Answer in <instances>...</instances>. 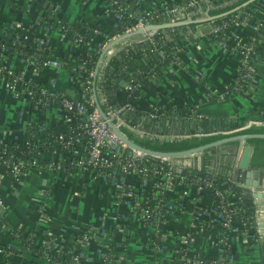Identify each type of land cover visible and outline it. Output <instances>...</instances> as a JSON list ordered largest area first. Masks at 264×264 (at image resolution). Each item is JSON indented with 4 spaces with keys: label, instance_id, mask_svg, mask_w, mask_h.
Segmentation results:
<instances>
[{
    "label": "crops",
    "instance_id": "1",
    "mask_svg": "<svg viewBox=\"0 0 264 264\" xmlns=\"http://www.w3.org/2000/svg\"><path fill=\"white\" fill-rule=\"evenodd\" d=\"M143 2L145 7L152 3L172 6L182 0ZM106 7V0H0V39L9 41L13 37L10 26L34 25L50 11L62 20L78 19L98 23L103 32L109 35L123 33L117 30L116 20L106 12ZM245 10V15L251 19L231 25L236 40H230V49L211 36V22L199 25L198 31L194 22L151 28L142 34L119 39L105 51L100 49V71L111 54L114 59L108 64L120 68V86H126L131 79L139 82L134 108L140 114L133 119L135 127L172 135L192 130L199 133H227L253 123H262L264 29L256 44L252 86L241 91L231 89L225 92L226 85L234 79L241 62L239 43L251 37L252 19L264 18V7L258 1L246 5ZM194 13L180 7L177 14L169 13L161 22L198 18ZM176 15L177 20H172L176 19ZM171 28H177L182 36L173 39L169 32ZM159 30L165 32L168 42L164 40L157 46L154 37ZM35 33L45 37L59 56L69 54L71 45L68 35L59 29L46 31L38 27ZM101 40V35L95 36L94 44ZM94 44L92 50L96 49ZM172 45L176 55L173 52L170 62L164 64L157 75L142 82L138 80V74L146 68H153V62L159 57H167L163 55L171 52L167 49ZM131 51L135 53L134 57L128 55ZM8 57L13 69L25 67L16 54L11 53ZM125 57L128 58L126 63L123 62ZM36 80L74 98L81 96L79 87L71 82L69 71L64 67L45 65ZM122 80L125 81L124 85L121 84ZM114 93L124 98L121 90ZM93 94L97 97L96 93ZM99 96L102 100L101 93ZM153 108L160 110L157 118L151 113ZM164 109L168 111L163 117L161 113ZM72 123L65 119L58 102H51L48 106L37 104L35 96L25 86L19 84L9 88L7 79L0 76V136L5 141L20 144L35 141L43 144L48 130L51 133L67 131ZM236 145L237 141L234 144L221 143L206 154L203 150L175 156L170 161L182 165L187 161L189 165L186 168L190 170L229 176L235 186V191L227 194L229 202L254 209L256 198L252 192L255 188L238 185L232 175L226 172L230 168L227 162L234 158L229 148L234 150ZM62 158L61 154H51L46 150L39 156L36 165L29 166L18 177L0 166V213L19 226L23 235L31 239L34 248H39L50 234H56L60 238L59 242L66 247L81 251L86 264L96 262L102 251H108L114 257L115 264H183L177 250L185 244L184 237L191 232L188 238L193 250L200 254H215L214 232L192 227V213L208 209L212 204L207 191L197 192L192 185L185 193L179 192L176 186L167 189L163 195H168L166 200L170 201L171 206L162 224L163 238L156 237L159 243L162 242L161 247L156 248L151 236L148 237L141 213L119 197L114 185L77 166L68 167L66 171ZM64 162L67 163V160ZM256 179L264 189L263 172ZM124 181L143 194H149L154 189L152 181L141 185L140 175L134 172L126 174ZM254 217L256 222L237 220L232 225L227 264H264V237L257 224L256 214ZM7 243L8 238L0 226V264L5 256L2 247ZM34 248L27 250V253H14L6 264H49L48 259L35 252Z\"/></svg>",
    "mask_w": 264,
    "mask_h": 264
},
{
    "label": "built area",
    "instance_id": "2",
    "mask_svg": "<svg viewBox=\"0 0 264 264\" xmlns=\"http://www.w3.org/2000/svg\"><path fill=\"white\" fill-rule=\"evenodd\" d=\"M217 1L218 0H182L181 3L176 5H165L161 11L154 8L158 4L152 3L151 6L146 7L152 9L151 13L147 16L139 15L138 11L134 10L135 8L133 4H129L133 6V10L129 11L128 15L135 18V23L131 26H125L124 24L123 30L121 31L124 33L137 27L143 28L146 24L150 23L149 20L155 17H161L163 19L165 15L168 16L169 13L175 15L180 7L187 8L192 13L195 12V16L197 14L196 17H200L199 14L208 15V9L213 7ZM262 1L264 2V0ZM106 2V12L113 15L117 25L119 23L121 25V13L125 12L122 1L106 0ZM136 3L140 5V3H143V0H137ZM201 3H205V6H202ZM245 7L246 6L233 13L228 20H225L220 24H212L211 36L227 49H230V40H236V37H234L235 35L231 32V25L235 22H245L246 20L251 19L245 15L244 12H247ZM45 17L46 16H43V18ZM172 20H177V15L176 19L172 18ZM24 26L26 25L16 24L10 26L11 30L14 32L13 37L9 39L11 44L23 45V40L28 38V34L23 33L21 38V36H19V30L24 28ZM38 27H41L46 31L55 29L54 27H50L46 24H41ZM252 29L253 32L251 37L247 41L239 43L241 46L239 47L241 51V62L237 67V73L234 79L226 85L225 92H228L231 89L241 91L252 86L254 81L252 69L256 56V44L261 37V30L264 29V19H252ZM60 31L68 35L71 30L67 29L66 31ZM92 31L94 36L90 40H84L81 36H79L76 38V42H70L71 50L69 51V54L74 55L79 53L88 57L90 52L104 49L107 42L119 35L117 33L109 35L104 33L103 29L99 27L93 28ZM97 35H101L102 40L94 44V38ZM36 37L40 42L48 43L45 37L39 36L38 34ZM93 44L94 46L96 45L95 50L91 49ZM2 48L4 49L2 53L0 52V76L7 79L8 87L15 88L19 84L25 86L29 90L30 94L35 96L37 104L40 105L48 106L51 102H58L65 119L67 121H73L67 131L53 133L49 130L47 131V136L43 142L46 146L44 151L47 150L51 154H61L63 157L62 164L64 163V166L66 165V162L64 161L67 160L68 167H80V169L90 171L94 175H97L107 181V183L114 185L113 187L117 190L119 197L141 213L145 227L148 231V237L151 236L153 239H151V241H153V245L156 248H160L162 242H160V244L159 241L156 240V237L161 240L163 238L161 228L165 216L169 212L171 206L170 201L163 199L162 196L167 189L175 186L177 187L174 180L179 176L183 169L189 165V163L185 161V164L183 165L172 164L171 161L165 157L147 154L140 156L136 155L134 150L128 149L125 143L112 131L110 126L107 124V120L100 116L97 106L93 105L95 102L93 93L95 92L90 86L92 83L90 77L96 74V70L90 69L84 72L83 64L75 65L72 62L64 64L62 59L55 57H50L46 63L41 64V61L37 58V56L31 54L25 56V52L20 49L19 52L16 49L12 53L19 57V59L25 64V67L20 70H15L11 65L9 57L5 53V47L2 46ZM80 48L84 49L82 50ZM36 49H40V47L38 46ZM166 56L171 59L173 58L171 54H167ZM111 58V54L107 56V61L104 62V66L108 65V62L112 61ZM45 65H52L57 68H66L69 71L71 82L75 83V81H78L79 84H75L79 87L81 96L78 98H68L64 96L63 93L47 85L38 83L36 77ZM73 71L75 74H73ZM99 77L100 79H107L106 76L103 75V71L100 72ZM125 85L126 86L124 87L126 89L133 92L138 89L139 82L136 81V79H131L130 83ZM100 93L102 100H105L106 93L102 90ZM88 105L91 106V109L87 108ZM133 108L134 104L130 100H126L125 103L117 107L108 106L105 113L107 119L115 120L117 127L120 125H126L137 132L158 135L160 137H171L175 135H170L166 132L159 133L151 130L144 131L135 127L133 124H130L129 119L124 117L123 114L125 109ZM159 112L160 110L158 108H153L151 111L153 117L156 118L160 116ZM83 137L88 139V143L86 145L79 143V140ZM6 143L8 142L0 136V166L16 177L21 175L24 169H27L29 166L36 165L39 156L44 152L37 151L36 156H31L28 153H21L17 155L13 152H5L4 146ZM80 147H84V149H86L85 155L83 156L79 155ZM131 172L140 175L141 185H144L147 181L153 182L154 189L151 193L143 194L140 190H136L125 183L124 176ZM117 173H120L121 175L117 176ZM207 176L208 175L206 174L204 175L203 173H199L197 177H194L192 186L197 192L201 191V189H205L207 191L208 188L212 187L214 193L213 195L209 194L212 198V202L216 205L212 203L208 209L193 212L192 227L198 229L206 228L214 232L216 252L215 254H211L214 257L207 258L203 254H199L193 250L189 244L188 237L191 234L190 232L187 234V237H184L185 244L180 246L177 250V253L182 257L183 264H227L230 254L229 233L232 225L237 221L234 220L233 217L238 211L243 212L245 208L243 205H233L230 203L227 198V194L224 191L225 185L223 183H213ZM187 188L188 186L181 184V193H185ZM1 206L2 200L0 197V208ZM241 220L242 219H240V221ZM223 229H227L226 232H223ZM59 240V237L45 238L43 240L42 245H45L48 248L45 253V257L48 259L49 264H62L58 260L65 261L64 264H86L81 251L76 248H68L63 243L59 242ZM186 246L188 247V251L185 248ZM106 252L108 253V251H102L99 253L100 255L96 263H104L106 258L105 256L103 257L102 254L106 255ZM59 253L62 254L61 257L63 258L56 256ZM108 259L110 260L109 257ZM112 264H115V262Z\"/></svg>",
    "mask_w": 264,
    "mask_h": 264
},
{
    "label": "trees",
    "instance_id": "3",
    "mask_svg": "<svg viewBox=\"0 0 264 264\" xmlns=\"http://www.w3.org/2000/svg\"><path fill=\"white\" fill-rule=\"evenodd\" d=\"M122 1V4L125 8V12H122V18L120 20V23L117 25V30L121 31L123 30V26L125 24V26H131L135 23V18L132 16H129L128 12V7L129 4H133L135 10L138 11V14L141 16H147L149 15V13H151L152 9L150 8H146L143 3H140V5H138L136 3L137 0H120ZM244 1L246 0H218L215 5L213 7H210L208 9V14L210 15H215L217 17H215L213 20H211L210 22L215 25V24H220L225 20H228L229 17L237 12L238 10L244 8V6H240ZM257 0H253L251 3L255 2ZM249 3V4H251ZM248 4V5H249ZM202 6H205V3H201ZM165 4L164 3H160L157 6H155L154 8H157L159 11L163 10ZM165 17H167V15H165ZM150 23H159L162 21L161 17H155L151 20H149ZM41 24H46L50 27H54V28H59L62 31H66L67 29H70V33L68 34V38L69 41L74 43L76 42V38L81 36L82 39L84 40H90L91 38H93L94 33L92 31L93 28H102L101 25H99L98 23H95L93 21H82V20H72V21H67V20H60L58 19L54 13L52 11L48 12L46 14V17L43 18L41 17L39 19V21L34 24V25H26L24 26V28L19 30V33L22 38V34L23 33H27L28 34V38L23 40V45H18V44H11L9 41L7 40H1L0 39V52H3L2 46L5 47V53L8 56L9 54H11L14 50L17 49V51L19 52V49L24 51V55H35L37 56V58L41 61V64L46 63V61L50 58V57H55L58 59H62L64 64L67 63H74L75 65L78 64H83L84 65V69L83 71L86 72L87 70H96V74L94 76H91L90 79L92 80V83L90 84L91 88H93V91L97 94V102L99 104V106L101 107V109L106 112L108 109V106L111 107H117L123 103L126 102V100H130L133 104L134 101L137 99V96L139 94L138 90H135L133 92L129 91L128 89H126L124 86H120V78L122 76V73L120 71L119 67H111L110 64L104 66L101 71H103V75L106 76L107 79H100V77H98L97 75H99L100 71V67H98V59L100 56V50L99 51H93L90 52L88 57L84 56L83 54H68V55H64V56H59L54 47L48 45V43H42L40 42L37 37H36V29L38 28V26H40ZM193 25V24H191ZM169 32L171 34V37H173V39H178L179 37L182 36V34L179 33V30L177 28H171L169 29ZM32 37V38H31ZM155 43L157 46L161 45L162 42L165 40L167 41L166 37H165V32H162L161 30H159V32L155 35ZM168 39H170V37H168ZM164 41V42H165ZM168 42V41H167ZM180 46H182L181 44H179ZM40 47V49H36V47ZM162 48V47H161ZM175 48L173 47V45L170 47V49H167V51H171L170 53L167 54H171L172 56L174 55ZM175 53V52H174ZM166 54V55H167ZM128 55L133 56L135 55V53H133V51H131ZM165 55V56H166ZM176 55V53H175ZM114 59V57H112ZM111 58V60H112ZM116 60V58H115ZM128 60V58L126 59V57L124 58V63H126ZM169 60H171L170 57H159L158 60L154 61L153 63L155 64V66H153V68H146L143 70L142 73L138 74V80H140L141 82L151 76H155L159 73L160 68L166 64L167 62H170ZM117 61V60H116ZM118 62V61H117ZM121 63V62H119ZM72 74V72H71ZM73 74H75V72L73 71ZM76 84H79L78 81H75ZM103 91L106 93V99L105 100H101L99 93L100 91ZM118 90H121L124 93V98H120L118 94L114 93ZM64 96L68 97V98H72L71 95L65 93L63 94ZM94 106H97V103L94 102L93 103ZM88 109H91V106L88 105L87 107ZM168 110L164 109V111H162V116L164 117ZM140 114V112L133 108V109H125L124 110V114L123 116L126 117L127 119H129V123L130 124H135V121L133 120L135 118V116H138ZM262 123L260 124H251L248 127H244L235 131H231V132H227V133H222V132H216V133H209L206 131L203 132H195L194 130L186 133L185 135H179L176 134L178 132L175 133L174 136H171L169 138H165V137H160L158 135H151V134H146V133H140L135 131L134 129L129 128L126 125H120L119 128L130 138L132 139L134 142H136L137 144L147 147V148H151L154 150H160V151H177V150H184V149H188V148H192V147H196L202 144H206L212 141H215L217 139L223 138V137H227V136H231V135H235V134H240V133H261L264 132V116H262ZM113 122H115V120H112ZM159 133H163V132H159ZM247 142L252 146V153H251V157H250V166L252 168H259V169H264V137H251L247 139ZM79 143H83V144H87L88 143V139L83 137L81 138V140H79ZM228 143H236V141H230ZM45 145L44 144H38L35 141H30L27 144H19V143H13V142H8L6 143V145L4 146V150L5 152H13L17 155L21 154V153H28L31 156H36L37 151H41L43 152L45 150ZM210 149V148H206L204 149V154H206ZM86 149H84V147H80L79 150V155L83 156L85 155ZM107 155V154H105ZM151 158V157H148ZM70 161V160H69ZM66 165V171H68V161L67 163H65ZM25 171V169L23 170ZM193 172V173H192ZM203 173L204 175H208V179L210 181H212L213 183H223L225 185L224 187V191L226 194H228L229 191H235V186L231 181V178L229 176H222V175H218V174H211L208 172H204V171H200V170H190V168H186L185 171L181 172L179 174V176L174 180L175 184H177V187L179 189L180 192V187L181 184L185 185V186H190L193 184L194 182V177H197L199 173ZM120 173H117V176H120ZM206 191L205 189H201V191L198 192H204ZM208 193L212 194L214 193L213 188H208L207 190ZM163 199H167L168 195H163L162 196ZM214 203V202H212ZM214 205H216L214 203ZM239 205H243V204H239ZM244 211L240 212L238 211L233 219L234 220H252L253 219V215H254V209L247 207L246 205H243ZM202 209V208H201ZM0 226L2 228V232L6 235V237L8 238V243L7 245L3 246L2 248L4 249L5 252V256L4 259L2 261L1 264H6L11 256L14 253H27V250H30L33 247V244L31 242V239H29L27 236L23 235V233L21 232V230L19 229V226H17V224H12L4 215V213H0ZM227 229H223V232H226ZM53 237H57L56 234L54 235H49L46 238H53ZM186 250L188 251V247H185ZM48 250V248L45 245H41L39 248H34V251L37 252L38 254H43V256H45L46 251ZM8 251V253H7ZM107 253V252H106ZM197 253H199L197 251ZM200 254V253H199ZM205 257L207 258H212L214 257L211 254H203ZM59 258H63L61 257L62 254L59 253L58 255H56ZM102 256L106 258V260L104 261L103 264H109V263H114V257L110 255V253L108 252L106 255L102 254ZM108 257L110 258V260L108 259ZM59 262H61L62 264H64L65 261L62 260H58ZM92 264H99L96 262H93Z\"/></svg>",
    "mask_w": 264,
    "mask_h": 264
},
{
    "label": "water",
    "instance_id": "4",
    "mask_svg": "<svg viewBox=\"0 0 264 264\" xmlns=\"http://www.w3.org/2000/svg\"><path fill=\"white\" fill-rule=\"evenodd\" d=\"M253 0H246L244 1L240 6H246L249 3H251ZM128 10L132 11L133 6L129 5ZM215 15H206L203 17H198L192 20H177V21H166V22H159V23H148L143 28L137 27L135 29L126 31L124 33H121L117 35L115 38L110 40L105 48L104 51L107 50L113 43H115L119 39L128 38L131 35L140 33L142 34L144 31L151 29V28H165L175 25H182V24H189L191 22H194L197 24V31L198 26L202 25L204 23H209L211 20H213ZM121 84L124 85L125 81L122 80ZM94 100L97 103V109L101 117L107 120V124L110 126L112 131L125 143L126 147L130 150H134L136 152V155H153L158 157H165L168 160H171L172 157L175 156H184V155H190L194 154L200 151H203L206 148H212L214 149L215 146L221 144V143H227L230 141H237V145L235 149L233 150L232 147L229 148V151H232L234 154L233 160L230 162H227L228 165H230L229 169H226L227 175H232V177L238 182L237 184L240 186H252L255 188V191L252 192L253 197L256 198V216H257V224L262 230V237H264V215L262 216V213L264 214V189L261 183L256 179V176L259 175L261 172L264 174V169L259 168H252L250 166V157L252 153V146L247 142L248 138L251 137H264V132L261 133H240L235 134L227 137H223L220 139H217L215 141L202 144L196 147L184 149V150H177V151H160V150H154L151 148H147L144 146H141L134 142L132 139H130L119 127L116 126L115 122H113L110 119H107L106 113L101 109L97 102V97L94 94ZM186 134V133H185ZM184 134V135H185ZM169 138V137H165ZM231 155V154H230ZM186 168L183 169L185 171ZM182 171V172H183ZM253 176V177H252Z\"/></svg>",
    "mask_w": 264,
    "mask_h": 264
},
{
    "label": "rangeland",
    "instance_id": "5",
    "mask_svg": "<svg viewBox=\"0 0 264 264\" xmlns=\"http://www.w3.org/2000/svg\"><path fill=\"white\" fill-rule=\"evenodd\" d=\"M258 3H259L261 6L264 7V2H263L262 0H258ZM263 19H264V18H263ZM254 209H255V208H254ZM255 214H256V213H255V210H254V215H255ZM254 215H253V219H252V221H253V222H256ZM256 217H257V216H256Z\"/></svg>",
    "mask_w": 264,
    "mask_h": 264
}]
</instances>
